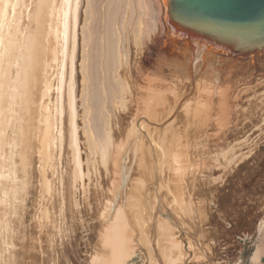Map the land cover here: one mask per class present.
Masks as SVG:
<instances>
[{
	"label": "bare ground",
	"instance_id": "6f19581e",
	"mask_svg": "<svg viewBox=\"0 0 264 264\" xmlns=\"http://www.w3.org/2000/svg\"><path fill=\"white\" fill-rule=\"evenodd\" d=\"M69 3L70 7L65 0H0V264L58 263L57 248L61 245L59 238L63 232L64 213L66 210L68 213L71 205L72 208L80 206L76 191L80 189L84 197L89 196L90 187H94L92 183L101 184L99 179L103 172L108 175L112 168L110 163H118L125 144L128 146L132 139V153L140 144L137 130L135 135V125L128 129L125 138L121 137L120 127L116 131L114 129L120 124V120L116 119V109L125 103L130 87L126 80V73L132 69L127 42L131 41L135 47L134 58L131 55L135 66L138 62L135 56L139 58L140 53L135 54L143 51L145 41L160 47L166 45L172 34H177L164 24L167 0H69ZM163 60V67L171 68L178 78L188 82L195 81V76L206 66L234 63L216 55L212 47L200 39L177 46L165 53ZM165 73L167 77L171 74ZM217 73L210 76L217 80L220 77ZM152 158L145 165L149 166V175L154 162ZM148 171H144V175ZM29 188L35 203L33 221L35 229H38L37 236L32 238L39 237L40 240L44 233L45 237L49 235L50 246L46 248L50 247V252L46 258L42 254H39L42 258H35L30 254L31 247L26 244L23 210L26 197L30 194ZM136 196L140 205L133 212L140 215L145 223V217H141L145 210L141 192H137ZM106 203L103 206L108 211ZM68 204H71L69 208ZM124 214L118 207L115 214L110 215L109 223H105L100 235H103V241L99 238L103 242L104 253L102 256L96 254L95 262L127 264L126 259L137 240L135 242L132 237ZM131 229L133 233L136 231L135 227ZM263 230L264 217L257 225L258 233ZM170 242L169 249H166L176 250L177 254L172 250L176 254L174 256L183 259L180 244L176 240ZM39 243L43 241H38L37 246Z\"/></svg>",
	"mask_w": 264,
	"mask_h": 264
},
{
	"label": "rangeland",
	"instance_id": "374dc122",
	"mask_svg": "<svg viewBox=\"0 0 264 264\" xmlns=\"http://www.w3.org/2000/svg\"><path fill=\"white\" fill-rule=\"evenodd\" d=\"M127 43L132 69L128 68L131 73H126V80L130 87L125 103L116 109L120 124L114 129L120 127L118 131L125 138L128 129L135 125L140 144L132 153L130 139L131 145L130 142L128 146L125 144L118 163L112 161L115 156L111 158L112 168L109 167L108 175L102 171L101 184L93 182L94 189L90 187L89 196L84 197L80 189L76 191L80 206L67 205V208L71 206L62 221L57 264H99L94 257L102 256L105 249L99 238L103 237L100 235L105 223H109L110 215H114L118 207L126 214L128 229L135 242L137 240L126 259L127 264H245L258 233V221L264 217V53L221 56L231 59L233 65L223 62L215 67L206 66L195 76V81L188 82L178 78L171 68L163 67L165 53L161 47H154L153 42L145 41L143 51L135 54L140 53V59L134 55L138 62L133 66L135 47L131 41ZM150 62L157 63V67ZM154 70L161 74L157 75ZM164 71L173 72L170 75L175 78L171 80ZM211 73L219 74L218 79L223 81L214 80ZM150 157L154 161L151 175L149 166H145ZM145 167L149 170L147 176L144 175ZM139 191L145 205L144 216H141L145 217V223L133 212L140 205L138 197H134ZM31 193L26 197L23 210L29 241L26 244L35 258H46L50 252V247L47 249L49 235L47 239L46 233L41 234L45 241L32 238L37 236L38 229L33 219L35 203ZM105 202L109 209L112 208L110 211L104 209ZM134 227L136 233L131 229ZM173 239L180 244L181 260L174 256L176 250H168ZM36 241H43L39 243L42 247L35 245ZM163 249L166 251L161 255ZM170 251L173 254H169Z\"/></svg>",
	"mask_w": 264,
	"mask_h": 264
},
{
	"label": "water",
	"instance_id": "95a60500",
	"mask_svg": "<svg viewBox=\"0 0 264 264\" xmlns=\"http://www.w3.org/2000/svg\"><path fill=\"white\" fill-rule=\"evenodd\" d=\"M164 24L177 33L164 53L194 39L224 57L264 50V0H167Z\"/></svg>",
	"mask_w": 264,
	"mask_h": 264
},
{
	"label": "crops",
	"instance_id": "0c3cea01",
	"mask_svg": "<svg viewBox=\"0 0 264 264\" xmlns=\"http://www.w3.org/2000/svg\"><path fill=\"white\" fill-rule=\"evenodd\" d=\"M245 264H264V230L257 233Z\"/></svg>",
	"mask_w": 264,
	"mask_h": 264
},
{
	"label": "snow or ice",
	"instance_id": "6c2138e0",
	"mask_svg": "<svg viewBox=\"0 0 264 264\" xmlns=\"http://www.w3.org/2000/svg\"><path fill=\"white\" fill-rule=\"evenodd\" d=\"M65 3H66V4H69V7H70L69 0H65ZM226 226L230 227V225H226Z\"/></svg>",
	"mask_w": 264,
	"mask_h": 264
}]
</instances>
